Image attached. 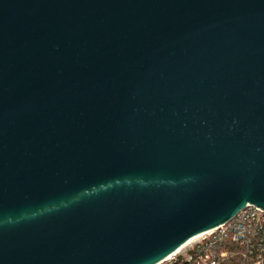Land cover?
I'll return each mask as SVG.
<instances>
[{
    "label": "water",
    "instance_id": "water-1",
    "mask_svg": "<svg viewBox=\"0 0 264 264\" xmlns=\"http://www.w3.org/2000/svg\"><path fill=\"white\" fill-rule=\"evenodd\" d=\"M264 210V0H0V264H157Z\"/></svg>",
    "mask_w": 264,
    "mask_h": 264
},
{
    "label": "built area",
    "instance_id": "built-area-1",
    "mask_svg": "<svg viewBox=\"0 0 264 264\" xmlns=\"http://www.w3.org/2000/svg\"><path fill=\"white\" fill-rule=\"evenodd\" d=\"M264 264V210L247 205L234 217L157 264Z\"/></svg>",
    "mask_w": 264,
    "mask_h": 264
},
{
    "label": "bare ground",
    "instance_id": "bare-ground-1",
    "mask_svg": "<svg viewBox=\"0 0 264 264\" xmlns=\"http://www.w3.org/2000/svg\"><path fill=\"white\" fill-rule=\"evenodd\" d=\"M197 236H199V235H197ZM197 236H195V237H193V238H191V239H189V240H193V239H195Z\"/></svg>",
    "mask_w": 264,
    "mask_h": 264
},
{
    "label": "rangeland",
    "instance_id": "rangeland-1",
    "mask_svg": "<svg viewBox=\"0 0 264 264\" xmlns=\"http://www.w3.org/2000/svg\"><path fill=\"white\" fill-rule=\"evenodd\" d=\"M164 264H167V263H164Z\"/></svg>",
    "mask_w": 264,
    "mask_h": 264
}]
</instances>
